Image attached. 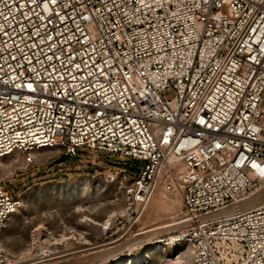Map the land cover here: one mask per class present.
Masks as SVG:
<instances>
[{"label":"built area","instance_id":"2783aa9c","mask_svg":"<svg viewBox=\"0 0 264 264\" xmlns=\"http://www.w3.org/2000/svg\"><path fill=\"white\" fill-rule=\"evenodd\" d=\"M42 149L179 196L181 264H264V0H0V157Z\"/></svg>","mask_w":264,"mask_h":264},{"label":"rangeland","instance_id":"374dc122","mask_svg":"<svg viewBox=\"0 0 264 264\" xmlns=\"http://www.w3.org/2000/svg\"><path fill=\"white\" fill-rule=\"evenodd\" d=\"M123 162L88 150L68 159L42 149L32 165L22 154L0 157V179L18 204L2 234L6 264H181L186 247L169 239L180 230V197L159 185L132 203L129 185L110 173L131 171ZM258 195L252 205L264 201Z\"/></svg>","mask_w":264,"mask_h":264},{"label":"bare ground","instance_id":"6f19581e","mask_svg":"<svg viewBox=\"0 0 264 264\" xmlns=\"http://www.w3.org/2000/svg\"><path fill=\"white\" fill-rule=\"evenodd\" d=\"M157 187H158V186H154V187L152 188V190H151V192H150V195H149V198H150L151 194L154 192V190L157 189ZM261 190H264V186H263L262 188H259L257 193H259ZM257 193H256V194H257ZM259 195H260V194H259ZM259 195L256 196L255 198H254V196H253L252 198H254V199L250 198L248 201H245L243 205H244L245 207H248V206L252 205L253 202H254L255 200L257 201V199L259 198ZM149 198H148V200H149ZM148 200H147V201H148ZM147 201H146V202H147ZM144 203H145V202H144ZM169 225H170V224H169ZM166 226H167V225H166ZM170 226H171V225H170ZM44 252H45V251H44ZM52 252H53V251H52ZM41 253H43V251H42ZM41 253H40V254H41ZM45 255H46V254H43L41 257H44ZM47 256H48V255H47ZM47 256H46V257H47ZM37 257H38V256H37ZM178 258H179V260L181 259L180 256H178ZM39 259H40V258H39Z\"/></svg>","mask_w":264,"mask_h":264},{"label":"water","instance_id":"95a60500","mask_svg":"<svg viewBox=\"0 0 264 264\" xmlns=\"http://www.w3.org/2000/svg\"><path fill=\"white\" fill-rule=\"evenodd\" d=\"M134 168V170H136V171H138L139 170V168L138 167H133Z\"/></svg>","mask_w":264,"mask_h":264}]
</instances>
